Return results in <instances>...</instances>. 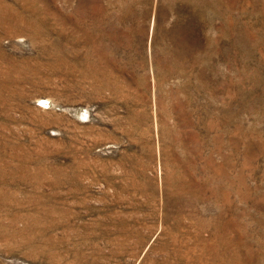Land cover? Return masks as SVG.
Wrapping results in <instances>:
<instances>
[{"label":"rangeland","instance_id":"1","mask_svg":"<svg viewBox=\"0 0 264 264\" xmlns=\"http://www.w3.org/2000/svg\"><path fill=\"white\" fill-rule=\"evenodd\" d=\"M0 264H264V0H0Z\"/></svg>","mask_w":264,"mask_h":264}]
</instances>
